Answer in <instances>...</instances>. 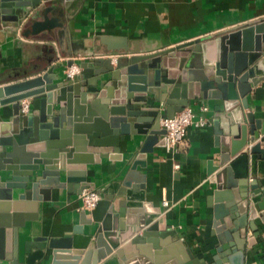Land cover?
I'll return each mask as SVG.
<instances>
[{
	"label": "water",
	"instance_id": "1",
	"mask_svg": "<svg viewBox=\"0 0 264 264\" xmlns=\"http://www.w3.org/2000/svg\"><path fill=\"white\" fill-rule=\"evenodd\" d=\"M69 1L0 0V47L29 22L24 31H57L66 56L82 57L74 78L55 71L71 66L73 58L22 79L0 77V264H20L19 227L37 218L40 202L65 187L62 180L82 191L84 166L96 154L122 160V142L137 134L146 139L115 200V222L104 221L87 248L74 247L71 234L51 238L52 264H203L189 254L167 261L161 250L152 251L168 242L169 233L131 201L129 190L137 166L155 146L166 144L161 119L195 99L220 102L215 125L221 153L208 174L216 184L212 206L219 246L228 243L229 250L216 264H248V249L260 234L255 219L264 221V132L253 113L242 109L249 108L248 94L264 80V18L155 52L131 48L119 36L102 38L98 49L91 38L75 40L69 33ZM29 97L32 107L25 112L21 101Z\"/></svg>",
	"mask_w": 264,
	"mask_h": 264
},
{
	"label": "crops",
	"instance_id": "2",
	"mask_svg": "<svg viewBox=\"0 0 264 264\" xmlns=\"http://www.w3.org/2000/svg\"><path fill=\"white\" fill-rule=\"evenodd\" d=\"M66 12L71 16L69 33L75 40L91 38L99 49L104 37H125L128 46L149 53L261 20L264 18V0H72L68 2ZM1 24L0 14V29ZM28 25L29 22L22 25L16 36H9L1 45L0 77L14 74L8 80H18L38 74L55 62L60 65L68 60L57 31L35 34L24 31ZM81 59L79 56L75 61L79 63ZM65 69L62 65L55 71L64 72ZM247 97L249 108H243L242 112L253 113L263 126V133L264 80L253 87ZM218 103L211 99L193 100L191 105L195 108L200 104L209 107L205 112L209 124L202 129L189 127L187 137L174 152H167L164 146H155L132 177L131 201L142 205L148 218L161 220L167 228L168 242L152 249L154 252L161 250L160 256L167 261L185 253L204 260L203 264H216V259L222 262L223 255L229 250L228 243L223 246L225 250L219 246L212 206L216 184L208 174L210 162L218 163L221 153L220 134L215 125ZM4 112L7 119L10 118L11 106H5ZM145 139L146 135L126 136L122 142V160L96 154L95 162L84 166L85 188H96L101 194V200L92 212L81 209L83 190L62 180L65 187L53 189L51 199L40 202L37 218L27 219L25 225L19 227V263L52 264L51 238L63 239L71 234L74 247L87 248L104 221L108 226L112 225L115 200L130 171L129 163L136 159ZM175 163H180L181 167L176 169ZM260 163L264 174V159ZM262 183L264 188V177ZM164 200L169 202V207L164 206ZM255 221L260 234L254 247L248 249L247 263L264 264V221L260 217ZM75 228H82L83 234H75ZM248 234H252L251 230ZM33 244L47 246L38 248ZM27 245L30 254H27ZM112 264L119 263L114 261Z\"/></svg>",
	"mask_w": 264,
	"mask_h": 264
},
{
	"label": "built area",
	"instance_id": "3",
	"mask_svg": "<svg viewBox=\"0 0 264 264\" xmlns=\"http://www.w3.org/2000/svg\"><path fill=\"white\" fill-rule=\"evenodd\" d=\"M76 60L78 57H68ZM82 68L76 61L69 67H66L65 73L70 78H74L81 72ZM23 110L26 112L31 110L32 98H24L21 101ZM209 110V107L205 104H200L198 108L189 104L183 106L173 117H163L161 119V125L166 129V144L164 145L167 152H174L178 144L181 143L187 137L189 127L193 126L197 129L206 127L210 120L205 115V112ZM174 167L179 169L180 163H175ZM81 209L87 212L95 210L101 200V194L99 190L92 187H86L83 189L81 195ZM164 206H170L167 200L163 202Z\"/></svg>",
	"mask_w": 264,
	"mask_h": 264
}]
</instances>
